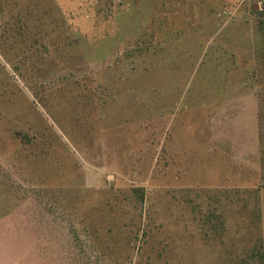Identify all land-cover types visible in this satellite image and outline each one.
Here are the masks:
<instances>
[{"label":"rangeland","instance_id":"obj_1","mask_svg":"<svg viewBox=\"0 0 264 264\" xmlns=\"http://www.w3.org/2000/svg\"><path fill=\"white\" fill-rule=\"evenodd\" d=\"M0 264H264V0H0Z\"/></svg>","mask_w":264,"mask_h":264},{"label":"trees","instance_id":"obj_2","mask_svg":"<svg viewBox=\"0 0 264 264\" xmlns=\"http://www.w3.org/2000/svg\"><path fill=\"white\" fill-rule=\"evenodd\" d=\"M254 255H257V253H254ZM260 256H261V258H263V255H262V253L260 254Z\"/></svg>","mask_w":264,"mask_h":264}]
</instances>
